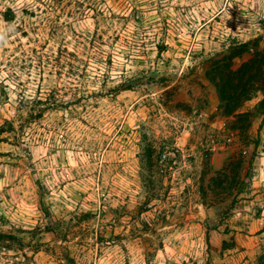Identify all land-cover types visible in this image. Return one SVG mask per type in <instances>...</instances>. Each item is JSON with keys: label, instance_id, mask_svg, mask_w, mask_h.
I'll list each match as a JSON object with an SVG mask.
<instances>
[{"label": "rangeland", "instance_id": "374dc122", "mask_svg": "<svg viewBox=\"0 0 264 264\" xmlns=\"http://www.w3.org/2000/svg\"><path fill=\"white\" fill-rule=\"evenodd\" d=\"M261 35L264 0H0V264H257L264 121L207 69Z\"/></svg>", "mask_w": 264, "mask_h": 264}, {"label": "trees", "instance_id": "16d2710c", "mask_svg": "<svg viewBox=\"0 0 264 264\" xmlns=\"http://www.w3.org/2000/svg\"><path fill=\"white\" fill-rule=\"evenodd\" d=\"M207 78L217 91L223 115L234 119L228 122L231 133L239 130L240 134H248L255 118L264 121V35L246 42H233L226 50L212 56ZM258 97L252 109L243 111L246 103ZM4 132L0 130V141ZM252 160L253 157L250 164ZM14 240L16 237L0 233V245L7 242L15 245ZM257 264H264V249Z\"/></svg>", "mask_w": 264, "mask_h": 264}, {"label": "built area", "instance_id": "2783aa9c", "mask_svg": "<svg viewBox=\"0 0 264 264\" xmlns=\"http://www.w3.org/2000/svg\"><path fill=\"white\" fill-rule=\"evenodd\" d=\"M164 156H166V154Z\"/></svg>", "mask_w": 264, "mask_h": 264}]
</instances>
